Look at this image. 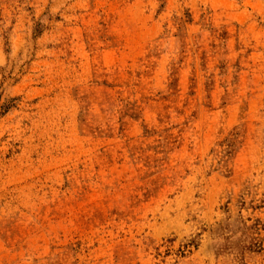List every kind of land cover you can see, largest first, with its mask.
I'll use <instances>...</instances> for the list:
<instances>
[{
    "label": "rangeland",
    "instance_id": "obj_1",
    "mask_svg": "<svg viewBox=\"0 0 264 264\" xmlns=\"http://www.w3.org/2000/svg\"><path fill=\"white\" fill-rule=\"evenodd\" d=\"M0 264H264V0H0Z\"/></svg>",
    "mask_w": 264,
    "mask_h": 264
}]
</instances>
